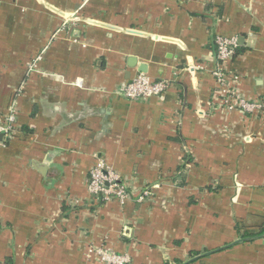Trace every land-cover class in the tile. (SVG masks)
Listing matches in <instances>:
<instances>
[{"label": "crops", "instance_id": "obj_1", "mask_svg": "<svg viewBox=\"0 0 264 264\" xmlns=\"http://www.w3.org/2000/svg\"><path fill=\"white\" fill-rule=\"evenodd\" d=\"M218 36L238 39L237 91L264 100V0H0V118L17 115L0 264H102L91 244L133 264H264V117L209 113ZM140 74L169 82L164 100L122 96ZM99 160L132 200L89 192Z\"/></svg>", "mask_w": 264, "mask_h": 264}, {"label": "built area", "instance_id": "obj_2", "mask_svg": "<svg viewBox=\"0 0 264 264\" xmlns=\"http://www.w3.org/2000/svg\"><path fill=\"white\" fill-rule=\"evenodd\" d=\"M217 69L213 76L217 84V96L208 102L209 113L215 112H239L244 115L264 117V100H248L243 97L236 88L239 77L234 71L227 68V64L235 57L238 48L236 37H216ZM170 84L167 81H152L146 75L136 76L125 88L122 96L131 102H141L150 98L164 100ZM15 106L8 114L0 118V143L1 136L10 138L15 131L16 123ZM2 137V138H3ZM89 192L95 196L109 200L116 198L121 204L133 199L131 191L124 178L117 174L103 160H99L89 173ZM137 195V202H143L150 197L148 189H144ZM89 256H95L102 264H133L130 256L119 254L101 245H89Z\"/></svg>", "mask_w": 264, "mask_h": 264}, {"label": "trees", "instance_id": "obj_3", "mask_svg": "<svg viewBox=\"0 0 264 264\" xmlns=\"http://www.w3.org/2000/svg\"><path fill=\"white\" fill-rule=\"evenodd\" d=\"M263 233H264V228H263L262 231H261L259 234H257V235H260V234H263ZM252 237H254V236H252ZM7 264H12V261L8 260V261H7Z\"/></svg>", "mask_w": 264, "mask_h": 264}, {"label": "water", "instance_id": "obj_4", "mask_svg": "<svg viewBox=\"0 0 264 264\" xmlns=\"http://www.w3.org/2000/svg\"><path fill=\"white\" fill-rule=\"evenodd\" d=\"M3 135L1 136V139H2ZM38 170L43 174L45 169L43 167H39Z\"/></svg>", "mask_w": 264, "mask_h": 264}]
</instances>
